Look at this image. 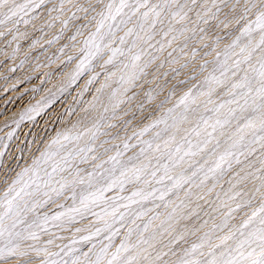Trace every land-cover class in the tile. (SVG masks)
Instances as JSON below:
<instances>
[{
	"label": "snow or ice",
	"instance_id": "6c2138e0",
	"mask_svg": "<svg viewBox=\"0 0 264 264\" xmlns=\"http://www.w3.org/2000/svg\"><path fill=\"white\" fill-rule=\"evenodd\" d=\"M48 31L0 109V264H264V0H0V67Z\"/></svg>",
	"mask_w": 264,
	"mask_h": 264
},
{
	"label": "rangeland",
	"instance_id": "374dc122",
	"mask_svg": "<svg viewBox=\"0 0 264 264\" xmlns=\"http://www.w3.org/2000/svg\"><path fill=\"white\" fill-rule=\"evenodd\" d=\"M21 31H24V26L21 25L20 26ZM30 37L31 38H35V37H39L41 36L40 33L38 32H34V30H32L31 28L28 29ZM54 35V31H48V35L46 37H41V46H38L36 50L31 52V55L33 57H36L39 54V60H32L30 63L25 64V66L21 69V68H17L16 72L13 73H9L7 71V67H0V109H2L5 113H7L8 116H12L14 113L19 112L20 109H22L23 107H25L28 103L30 98L32 97V93L30 91V89L36 85L40 84V78L43 77V73L44 72H50V71H54L57 68V65L54 64L52 65L51 68H41L40 73L35 74L32 72V67L39 62L40 64H44L46 63V57L45 55H43L42 53L45 51V49L47 50V56H53V54H57L58 55V48L66 43V40H62L59 44H53L51 46H49L46 41L52 39ZM30 43V39L29 40H21L20 44H21V52L20 54L17 56V59L15 61V64L18 65L20 60L24 58V53L26 51H28V45ZM62 59H66V57L62 58ZM211 59V58H209ZM9 64H13V62L11 60L6 61L5 65H9ZM74 68V64L73 65H69L66 69L67 72H71ZM25 76H30L31 79L30 80H26L22 83H20L19 81L23 79V77ZM5 77H7V81H5ZM39 77V78H38ZM87 79V74L83 77L80 78V80L78 81V85L79 87H73L71 89H69L68 92H66L64 94V96L61 97V100L59 102H57V104L55 105V108L57 110H63L64 108H66L69 104H73V97H77L78 93L80 92V87L83 86L84 81ZM55 82V81H54ZM52 85L49 84L48 87H51ZM98 86L95 85L93 86V91L94 88ZM186 90V89H182L177 93V96L174 97V99H178L179 95L182 94V92ZM21 93H23V98L22 99H18V97H20ZM43 93L36 95L35 99L32 100V103H35V100H38L40 98V95H42ZM84 101L86 102L87 100L91 99V93H86L84 95ZM3 117L0 116V120H2ZM139 123V121L137 122ZM18 132L20 130H17ZM24 131H27V128H24ZM23 135V133L21 132V136ZM129 155H131V152L129 153ZM3 185L0 184V190H2ZM109 195H112V193H109Z\"/></svg>",
	"mask_w": 264,
	"mask_h": 264
}]
</instances>
